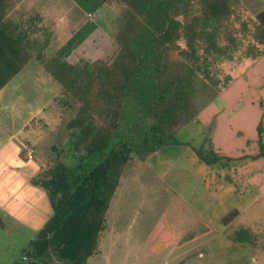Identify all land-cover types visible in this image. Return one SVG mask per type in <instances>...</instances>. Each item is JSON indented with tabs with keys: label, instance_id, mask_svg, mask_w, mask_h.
Segmentation results:
<instances>
[{
	"label": "trees",
	"instance_id": "obj_1",
	"mask_svg": "<svg viewBox=\"0 0 264 264\" xmlns=\"http://www.w3.org/2000/svg\"><path fill=\"white\" fill-rule=\"evenodd\" d=\"M71 1L85 15L118 5L110 21L118 47L111 59L66 61L95 30L96 23L88 19L51 56H44L52 32L39 11L21 14L15 22L10 14L19 1L0 0V90L30 59L38 61L60 84V95L54 99L69 112L64 136L76 160L74 166H67L62 145L54 144L28 179L46 193L52 213L11 264H55L54 259L86 264L97 252L110 201L133 153L162 174L168 164L162 166L164 161H158L156 153L165 146L184 144V150L192 152L185 156L186 162L203 176L207 189L234 201L241 196L237 183L264 173V77L248 97L258 99L252 100L257 121L255 139L249 141L251 153L226 156L211 143L207 149L194 148L176 137L187 124L198 123L203 107L219 96V79L212 74L215 63L231 60L240 51L264 66V5L243 21L239 0ZM258 63L249 69L251 79ZM227 82L228 77L223 84ZM34 121L24 131L34 127ZM32 156L33 145L24 138L19 157ZM244 197L223 223L248 206L251 198ZM233 239L251 241L246 229L238 230Z\"/></svg>",
	"mask_w": 264,
	"mask_h": 264
},
{
	"label": "rangeland",
	"instance_id": "obj_2",
	"mask_svg": "<svg viewBox=\"0 0 264 264\" xmlns=\"http://www.w3.org/2000/svg\"><path fill=\"white\" fill-rule=\"evenodd\" d=\"M18 1L10 14L13 21L38 10L42 23L51 30L50 43L43 52L46 57L87 19L94 21L96 28L66 56V61L108 60L118 49L110 25L119 9L115 3L95 15H85L71 0ZM262 5L264 0H239L240 20L252 18ZM257 62L260 68L251 79L249 69ZM261 64L240 51L231 60L215 63L212 74L219 79V96L203 107L198 123L191 122L177 132L179 141L206 149L211 143L215 151L231 157L251 153L249 141L255 139L257 121L251 112L252 100L258 99L248 97L254 95L258 81L264 77ZM226 77L228 82L223 84ZM60 88L32 58L0 90V264H11L20 257L51 215L46 193L25 180L28 171L16 169L17 165L39 167L54 144L62 145L67 166L76 164L64 136L68 133L64 123L69 112L54 99L60 95ZM33 119L35 126L24 131ZM24 138L33 145L34 156L29 159L17 154ZM186 147L165 146L156 153L155 158L164 161L162 166L168 164L162 174L152 169L150 161L142 162L132 154L110 201L97 252L86 264H264V173L247 176L245 184L237 183L241 195L237 200L218 197L186 162L185 156L192 154L184 150ZM20 172L22 178H18ZM24 183L25 189L37 188L43 196L31 199L30 192L23 191ZM16 190L23 195L13 201ZM246 195L251 198L248 206L223 223ZM240 229L249 231L250 242L233 239ZM53 263L61 264L55 259Z\"/></svg>",
	"mask_w": 264,
	"mask_h": 264
},
{
	"label": "crops",
	"instance_id": "obj_3",
	"mask_svg": "<svg viewBox=\"0 0 264 264\" xmlns=\"http://www.w3.org/2000/svg\"><path fill=\"white\" fill-rule=\"evenodd\" d=\"M18 154V156H19V152L17 153ZM29 159V158H28ZM32 160V159H31ZM24 163H20V164H18L17 165V167L18 168H16V169H19V170H22V169H24V172H27V174H26V176H25V180H27L28 181V179L37 171V169H38V167L36 168L35 166H31V165H23ZM18 173V172H17ZM18 178H22V175H21V172L19 173V176H18ZM20 185H22L23 186V184H20ZM21 186V187H22ZM25 186H27V184H25L24 183V189H23V191L25 190L26 191V189L28 190V192H30V197H32L31 199H35V197H39V198H41L42 196H43V192H41L40 190H38L37 188H34V187H26V189H25ZM31 188V190L32 191H30L29 189ZM14 196H13V198H12V200L14 201H16V200H18L20 197H22V195H23V192L22 191H15V193L13 194ZM48 204H49V201H48ZM50 209H51V207H50ZM51 213H52V210H51ZM48 215V212H46V216Z\"/></svg>",
	"mask_w": 264,
	"mask_h": 264
}]
</instances>
